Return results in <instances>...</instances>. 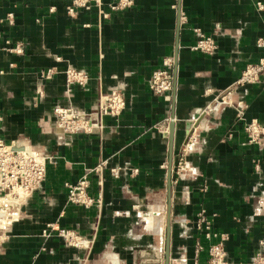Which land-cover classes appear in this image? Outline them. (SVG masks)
Wrapping results in <instances>:
<instances>
[{
	"label": "crops",
	"instance_id": "1",
	"mask_svg": "<svg viewBox=\"0 0 264 264\" xmlns=\"http://www.w3.org/2000/svg\"><path fill=\"white\" fill-rule=\"evenodd\" d=\"M99 1L70 13L71 0H0V138L52 156L18 217L0 223V264H207L222 234L232 264H253L264 254V136L248 141L234 105L205 108L224 91L264 127V83L235 85L264 58V0L262 8L257 0H130L116 9L119 0ZM200 34L215 40L212 53L194 47ZM166 58L174 87L156 94L150 78ZM69 68L88 74L86 83L69 86ZM115 89L126 106L97 127L100 97ZM59 105L88 115L91 131L63 132ZM186 145L187 168L177 174ZM102 160V172L89 175L95 203L68 202L65 183ZM48 222L77 229L92 247L41 235Z\"/></svg>",
	"mask_w": 264,
	"mask_h": 264
},
{
	"label": "built area",
	"instance_id": "2",
	"mask_svg": "<svg viewBox=\"0 0 264 264\" xmlns=\"http://www.w3.org/2000/svg\"><path fill=\"white\" fill-rule=\"evenodd\" d=\"M93 0H71L69 6H67L68 12H74L77 7H90ZM99 7L101 2L95 0ZM130 4V0H119L116 3L110 5L112 9L119 8L124 5ZM259 8L263 7L262 0H257ZM101 8V7H100ZM101 13L106 16L107 13L100 10ZM11 16V14H10ZM203 52L212 53L216 49L215 40L204 34H200L195 46ZM12 51H20L21 46H15L11 48ZM172 65V58H166L164 60V66L155 70L152 74L150 81V88L157 94H164L169 92L174 87L173 76L170 71ZM67 74L79 84H85L88 80V74L85 72L69 68L66 70ZM51 69L43 73L44 76H49ZM264 83V58H261L258 62L249 63L244 68L241 76L235 82V85H242L246 83L260 82ZM106 97V98H105ZM104 98L111 101L109 105L113 108L116 107L121 110L125 101L119 90H112L110 95ZM106 100V101H107ZM223 103L234 105L237 110V118L244 121V130L248 136V141L251 143L261 142L264 136V127L256 119L250 121L245 118V110L247 108L243 101L233 102L231 98L227 97V92H218L212 102L208 104L205 111H211L216 107H219ZM107 107V106H106ZM105 107V108H106ZM118 112V110H114ZM112 111V114L115 112ZM54 112L57 117L58 123L64 130L75 131L78 128V121L80 117L78 114L63 106H56ZM90 129V126L88 125ZM187 145L183 149L179 160L176 165V173L180 174L187 168V162L185 153ZM45 158L38 153L28 152L24 149H17L13 142H6L0 138V186L10 192H18L20 189H28L32 184H36L45 175ZM114 174L119 173V169H113ZM69 200L73 202H84L87 207L95 203V199L88 193L89 181L86 176L80 178L76 183H66ZM85 206V207H86ZM198 225L203 226L206 236L210 238L214 235L211 231L209 221L204 214H200L198 217ZM52 235L59 236L70 246H81V244L88 243L81 235H77L76 231L71 228L62 226H54V223H48L43 230V236L49 237ZM216 236V234H215ZM226 236L222 234L220 239L212 243L209 247V257L207 264H232L227 256L225 249ZM264 245V240H262ZM253 264H264V254L258 253L254 259Z\"/></svg>",
	"mask_w": 264,
	"mask_h": 264
},
{
	"label": "rangeland",
	"instance_id": "3",
	"mask_svg": "<svg viewBox=\"0 0 264 264\" xmlns=\"http://www.w3.org/2000/svg\"><path fill=\"white\" fill-rule=\"evenodd\" d=\"M159 69V68H158ZM49 70V69H48ZM157 70V69H156ZM47 70H44L42 72L45 73ZM155 71V70H154ZM54 70L51 69V74L48 76V77H51L52 74H53ZM153 74V73H152ZM172 74V73H171ZM47 77V76H45ZM66 77H67V80H68V85L71 86L72 84L74 83H78L77 81H74L66 72ZM152 78V76H151ZM151 78H150V81H151ZM150 83V82H149ZM79 84V83H78ZM82 85V84H81ZM119 92L122 94V97L125 101V104L123 105V108L118 109L116 107H111L109 105V103L111 101L105 99L107 96L110 95L111 91L104 94V96L102 95L100 97V101H99V104H98V110L96 112V116H95V120H96V125L97 127H100L101 126V117L103 115H111V116H119L122 111L124 110L125 106H126V100L124 98V95L123 93L119 90ZM157 94V93H156ZM105 97V98H104ZM107 100V101H106ZM107 106V107H106ZM65 108H68L74 112H76L78 114V116L80 117L79 121H78V128L75 130V131H67V130H64L61 125L58 123L57 121V125L59 126V128H61V130L65 133H75V132H79V131H85V132H89L91 131V126H90V120H89V116L86 115V116H82L81 114H79L74 107L72 106H63ZM106 107V108H105ZM55 109V108H54ZM118 110V112L114 111V110ZM114 111L115 114H112L111 112ZM55 113V112H54ZM56 115V114H55ZM57 119V117H56ZM88 125L90 126V129L88 128ZM17 149H22V148H19L16 146ZM25 150V149H24ZM28 152H32V153H38V152H33V151H28ZM39 154V153H38ZM43 158H45V175L40 179L39 182H37L36 184H32V186H30L28 189H20L18 192H10L9 190L7 189H4L2 188V193L0 195V213H1V216H0V223H1V226L2 228H6L8 227L9 223L14 220L15 218H17V214H18V209H19V206L20 204L28 197L29 194H31V192H33L34 189L38 188L39 186L42 185L43 181L45 180V177H46V173H47V164L50 162V160H52V156H49V155H45V154H40ZM107 164V161L106 160H102L101 162H99L96 166H93L91 168H86V170L84 171V173L82 174V176L80 178H82L83 176H86L88 181L90 182L89 180V175L90 173L92 172H96L98 174H100L102 172V169L104 168V166ZM113 169H119L120 171V168L119 167H113L111 168V171H112V174L114 176H119L118 174H114L113 173ZM133 172H137V169L136 168H133ZM67 183V182H66ZM66 183H65V187L67 188L66 186ZM68 190V189H67ZM67 198H68V202L72 203V204H80V205H84V202H73L71 200H69V196H68V192H67ZM86 206V205H84ZM87 207V206H86ZM19 215V214H18ZM50 223V222H48ZM45 225V227L47 226V224ZM51 223H54V226H60L57 222H51ZM199 226V225H198ZM44 227V228H45ZM63 227V226H62ZM200 228H203L205 229L203 226H199ZM44 228H42L41 230V235H43V230ZM71 229H74V228H71ZM76 231V234L77 235H81L83 238L86 239V241H88V243H85V244H81V246H76V247H80V248H86V249H90V247H92V244H93V240L92 239H89L88 237L84 236L83 234H81L77 229H74ZM75 247V246H74Z\"/></svg>",
	"mask_w": 264,
	"mask_h": 264
},
{
	"label": "water",
	"instance_id": "4",
	"mask_svg": "<svg viewBox=\"0 0 264 264\" xmlns=\"http://www.w3.org/2000/svg\"><path fill=\"white\" fill-rule=\"evenodd\" d=\"M197 117H199V116H197ZM193 118H194V116H193ZM193 118L192 119H190L189 120V122L187 123L190 127L194 124V120H193ZM199 122H201V120L199 121ZM198 122V123H199ZM171 170V169H170ZM170 180V179H169ZM159 260L157 259V260H154V262H158Z\"/></svg>",
	"mask_w": 264,
	"mask_h": 264
},
{
	"label": "bare ground",
	"instance_id": "5",
	"mask_svg": "<svg viewBox=\"0 0 264 264\" xmlns=\"http://www.w3.org/2000/svg\"><path fill=\"white\" fill-rule=\"evenodd\" d=\"M197 119V118H196ZM196 122H197V120H196ZM194 123H195V121H194Z\"/></svg>",
	"mask_w": 264,
	"mask_h": 264
}]
</instances>
